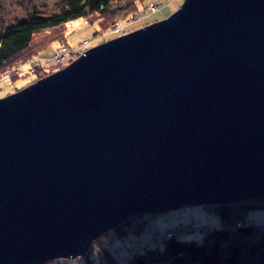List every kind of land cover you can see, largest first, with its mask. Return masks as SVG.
Segmentation results:
<instances>
[{"label":"water","instance_id":"water-1","mask_svg":"<svg viewBox=\"0 0 264 264\" xmlns=\"http://www.w3.org/2000/svg\"><path fill=\"white\" fill-rule=\"evenodd\" d=\"M257 199L264 0H184L0 99V264L82 256L135 215Z\"/></svg>","mask_w":264,"mask_h":264},{"label":"trees","instance_id":"trees-1","mask_svg":"<svg viewBox=\"0 0 264 264\" xmlns=\"http://www.w3.org/2000/svg\"><path fill=\"white\" fill-rule=\"evenodd\" d=\"M135 1L55 0L50 5L43 3L31 6L22 17L0 26V76L15 64L24 63L33 56H38L40 49L52 40L59 39L60 43L65 41L62 27L67 22L87 19L91 24L98 23L100 29L97 34H100L110 28L113 29L118 22L115 17L123 16L121 18L123 20L131 16ZM71 60L68 58L57 66L45 65L34 68L32 74L35 78L31 83L63 68ZM18 78L13 77L11 81L14 82ZM260 200L220 206L205 205L204 207L218 209L222 223L220 227L204 234L200 242L180 240L176 238V234L164 236L157 245L146 246L139 252L136 250L130 253L121 261L115 260L109 264H264V228L245 225L241 220V213L244 210L264 208V199ZM149 215L152 214L130 218L107 231L103 237L109 239L123 237L135 225L134 232H139L145 217ZM235 220H238L236 224ZM239 223L241 226H237ZM193 230L190 228L186 233ZM92 249L91 245L84 256ZM92 262L90 259L86 264H94Z\"/></svg>","mask_w":264,"mask_h":264},{"label":"rangeland","instance_id":"rangeland-1","mask_svg":"<svg viewBox=\"0 0 264 264\" xmlns=\"http://www.w3.org/2000/svg\"><path fill=\"white\" fill-rule=\"evenodd\" d=\"M183 1L136 0L134 3L136 10L134 8L130 12L131 16L123 20H121L123 16L119 18L115 17L118 21L113 27L115 30L110 28L100 34H97V31L99 32L100 29L98 23L91 24L87 19H77L67 22L62 27L65 41L60 43L59 39L52 40L45 47L41 48L40 51L38 50V56H33L24 62L23 66H12L1 74L0 99L19 91L16 90L18 88L21 89L22 87L25 88L26 85H31L35 76L29 72L37 62H40V66H57L55 62L50 61V58L58 51H61L62 48L64 51L66 50L65 52L66 54L68 53L69 57L76 54V57H70L72 62L83 55L86 50L100 43L123 36L128 32L167 18L180 7ZM54 2L55 0H0V26L9 23V21L15 18L22 17L31 6H37L43 3L50 5ZM89 41L90 43L85 46L84 44H87ZM67 59L68 57L64 60L66 61ZM70 63H66L65 66ZM46 76L44 75V77ZM13 77L19 78L12 82ZM44 77L42 76V78ZM241 214V220L245 225L264 228V208L244 210ZM145 218V222L139 232H134L135 225L123 237L104 238L103 236L106 234L104 233V235L92 242L93 249L88 255L69 259H55L45 264H86L90 259L93 260L92 263L94 264H109V262L115 260L118 262L136 250L139 252L146 246L153 247L157 245L164 236L176 234L177 239L200 242L204 234L220 227L222 223L216 207H204L202 205L184 206L167 212L152 214ZM237 222L238 220H235V224ZM181 227V230H176ZM190 228L194 230L186 233Z\"/></svg>","mask_w":264,"mask_h":264},{"label":"built area","instance_id":"built-area-1","mask_svg":"<svg viewBox=\"0 0 264 264\" xmlns=\"http://www.w3.org/2000/svg\"><path fill=\"white\" fill-rule=\"evenodd\" d=\"M114 30H115V28H113ZM94 38H96V37H94ZM90 43V41L87 43V44H84L85 46L86 45H88ZM66 51V50H65ZM64 51V49L62 48V50L61 51H58L55 55H53L51 58H50V61L51 62H55L56 64H61V63H63L65 60V58H70V57H76L75 55H72V56H68V53L66 54V52ZM79 53V52H78ZM70 54V53H69ZM17 65H24V64H17ZM38 66H40V62H37L36 64H35V66L31 69V71L29 72V73H32L33 72V70H34V68H36V67H38ZM17 67V66H16ZM2 82V78L0 79V83Z\"/></svg>","mask_w":264,"mask_h":264},{"label":"bare ground","instance_id":"bare-ground-1","mask_svg":"<svg viewBox=\"0 0 264 264\" xmlns=\"http://www.w3.org/2000/svg\"><path fill=\"white\" fill-rule=\"evenodd\" d=\"M125 35V34H124ZM20 64H24V63H20ZM15 65H17V64H15ZM57 65H59V64H57ZM139 215H142V214H139ZM147 215V214H146ZM135 216H138V215H135ZM135 216H133L132 218H134ZM241 225V224H240ZM256 227H258V226H256ZM182 229V227L181 228H179V229H176V230H181ZM183 234V233H182ZM101 237V236H100ZM162 239H163V237L160 239V241H162ZM159 241V242H160ZM136 252H138V251H136ZM86 253V252H85Z\"/></svg>","mask_w":264,"mask_h":264}]
</instances>
